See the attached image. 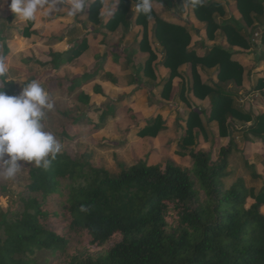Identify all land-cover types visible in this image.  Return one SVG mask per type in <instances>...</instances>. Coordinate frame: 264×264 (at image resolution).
<instances>
[{
	"label": "trees",
	"instance_id": "16d2710c",
	"mask_svg": "<svg viewBox=\"0 0 264 264\" xmlns=\"http://www.w3.org/2000/svg\"><path fill=\"white\" fill-rule=\"evenodd\" d=\"M217 1L204 0L202 6L192 8L185 0H151L179 15L185 7H190L195 18L205 23L208 40H214L219 31L230 47L243 51L257 49L260 59H264V27L254 26L255 19L258 21L257 17L263 12L262 1L233 0L239 20L225 19L223 7ZM103 2L95 0L90 3L87 15L90 28L99 32L120 29L123 39L131 26L139 27L141 39L136 51L132 50L130 54L146 53L147 58L139 63L136 77L139 79L142 75L154 81L159 65L169 70L161 94L165 100L172 93V81L179 77L178 69L186 65L187 83H182L178 97L188 107L190 104L184 98L185 93L199 100L208 99L207 120L218 124L220 137L230 138L229 144L219 150L216 159L212 150L191 148L195 140L204 135V127L198 110L190 107L179 147L188 151L193 162L191 168L171 162L151 165L136 159L129 167L119 164L120 173L113 177L82 155L66 153L58 154L48 170L28 164V196L23 200V209L0 224L3 231L0 235V264H38L28 258L35 251L65 253L69 238L58 233L59 227L50 222L55 218H60L59 222L69 233L86 235L89 244L98 252L95 255L88 251L77 252L67 256L62 264H264V215L261 212L264 186L255 193L253 188L246 187L242 178L235 179L228 186L225 183L229 177V157L237 151L231 137L237 131L236 123H241L240 133L245 142H251L250 137H253L264 145V114L253 118L251 112L240 110L235 103L243 83V67L232 59L231 50L221 45H214L197 55L190 47L191 37L185 27L163 21L153 9L147 15L138 12V0H117L115 9L104 22L100 15ZM216 14L221 17L220 23L216 21ZM13 16L15 14L10 11L6 18L10 20ZM32 23L28 22V27L23 30L24 38L34 35ZM248 28L252 29L251 32ZM149 33L161 47V62L152 49ZM254 33H259L258 44L253 43ZM86 47V38L83 37L65 53L49 52L43 61H34L42 68L50 67L44 72L48 77L47 84L55 83L61 96L84 106L89 105L90 97L79 92V88L101 68L69 79L50 76L78 59ZM3 52L6 56L5 44ZM122 54L126 60L128 54ZM109 55L113 53L105 52L100 59ZM198 69H216L217 82L202 81ZM105 77L110 83L117 84L113 75L106 73ZM33 80L35 78L23 86ZM4 86L6 94L18 95L7 76ZM228 86L231 88L227 89ZM253 91L262 92L264 98V78L257 82ZM93 92L102 93L98 85L94 86ZM48 93L52 98V91ZM111 110V107H104L98 123L87 118L77 106L58 111L65 120L59 127V134L71 139L69 130L76 131L82 126H88L94 132L103 126ZM129 119L133 125L140 122L132 114ZM165 128V122L156 117L139 129L138 136L156 138ZM63 181L66 182L68 208L62 212L51 211L48 200L61 193ZM248 200L252 202L246 206ZM81 205L87 206L88 211H80ZM115 238L119 241L104 250Z\"/></svg>",
	"mask_w": 264,
	"mask_h": 264
},
{
	"label": "rangeland",
	"instance_id": "374dc122",
	"mask_svg": "<svg viewBox=\"0 0 264 264\" xmlns=\"http://www.w3.org/2000/svg\"><path fill=\"white\" fill-rule=\"evenodd\" d=\"M61 2L63 6L58 5V7L62 6V8L51 13L50 15L46 14L48 11L47 7L40 10L37 14L36 20L32 23L31 30L35 27V25H38L37 31L35 32L44 36L46 27H44L43 25L45 23L47 24V20H51V23L54 24L52 26L55 27V30H57L55 34H59L60 36L62 34L63 36L64 32L68 34L72 31V29H75L76 32L73 34L74 37L82 35L83 30L80 29L78 21L85 18L86 22L88 23L86 19L87 16L82 12L77 16L69 17L67 15V10L71 6L70 1L61 0ZM222 2L227 3L228 1L223 0ZM10 3L11 0H0V25L3 24L4 26H7V23H5V21H7L10 25V29H19L22 32L23 29L28 27V22L23 21L16 16H13L9 20L6 18L7 15H4V12L8 13L9 11H11L9 7ZM101 11L104 12L105 10L102 9ZM156 11L159 15H163V17L166 19L181 23L182 25H186V30L189 34L193 35V40L194 38L198 39L199 37L204 38V32H201V35L197 36L198 34L196 33L195 29L190 28L191 24L189 22L193 20V15L191 12L192 10L190 7L185 9L182 17L178 16L177 18H173L172 14L166 12L164 13L162 9L159 8H157L155 12ZM200 30L203 31V27H200ZM90 42L91 44H93L91 45L92 49L90 50L88 55L86 56V54H83V56H85L83 59H81L77 63H73V65H70L68 67V70L73 74H79L84 70L90 72L91 70H94L96 68V64L90 63L92 61V59H90L92 52L99 51L100 53H103L106 50L105 48L107 46L98 48L96 40H90ZM35 44L39 43H30L28 41H22L19 44L10 43L11 50L8 57L6 58V63L8 65V72L6 76L7 80L13 84V87L18 92V94L22 91L23 84L26 81L32 79L34 75L39 76V83L45 88L47 92H49V90L52 91V99L55 102V108L51 112H47L45 114L43 124L45 130L53 133L57 140L61 143V153H66L70 156H74L77 154L82 155L86 161L92 163L94 166L104 168L113 177L118 176L120 173L119 164H124L125 166L129 167L135 163L136 159L147 161L151 165H162L165 162H171L174 165L180 167H192L193 162L187 153L188 151H182L179 147L182 143L185 128L179 129L177 127L178 124L176 123V120H174V118H167L168 122L166 123V126L168 127V130L161 134H158V136L154 139L152 145L147 143V141L145 140L139 139L136 131L129 129L132 121L129 119L128 115L130 113H133V111L139 113L137 109H144L143 107H137L136 105H133L135 103V98H132V96L127 98L123 104L121 102L117 105L114 104L115 109H117L116 106L118 105L127 107L122 111V113L124 114L120 115L119 113H117V116H112L115 117V119L109 115L107 120H110H108L107 125L103 130H99V132L95 133L90 131V127L82 126L81 129L76 131L72 129L69 130V134L72 137L71 139H66L61 136L59 134V127L60 125L65 123V120L61 118V116L58 114V111L64 110L70 106L72 108H75L77 106L82 112L85 113V115L96 122L98 121L101 110H98L96 112L91 111L99 106H102L101 103H103L105 100L98 96L97 98L93 97L90 102L91 105L87 110L86 107L78 106L73 100L61 96L59 91L55 87V83L47 84L46 82H44V80L46 81V75L44 74V71L41 68L35 66V64L33 63V60H35L36 58H44V52H46L42 45L39 44L36 46ZM125 44H127V42ZM203 49L204 47L200 48V51L202 52ZM253 51L256 53L255 60L253 59V55L245 57V59L243 60L240 59L246 68H249L253 62L255 63L254 66L258 64L257 58L260 57V55H258L260 54V52L257 49ZM0 56H4L2 40H0ZM141 62H143V60ZM61 75L62 73H60L59 75L56 73L54 76L60 77ZM102 79L104 80V76L102 77ZM94 83L84 84L82 86V89H84L85 91L87 90L91 94H94L92 92ZM66 84H68V82ZM227 89L229 88L227 87ZM113 92H109V97L111 98L113 96L112 98L116 99L118 90H115L114 94ZM247 96H238L237 101L235 102L236 105L242 104L244 102V98H247ZM248 98L249 101L253 100L254 102L256 100L251 97ZM111 102L115 101H110V103ZM177 103H180V100H178ZM181 103V106L185 105L183 102ZM205 104L206 103L201 104V106L203 108H206ZM246 106L247 105H245V107ZM202 120L205 133L203 136H199V138L195 140L196 143L194 142V145L191 148H195V150H212L213 158L216 159L219 150L228 146L230 138L220 137L219 127L216 122H209V124L205 117L202 118ZM236 130L237 131L234 132L231 137L234 139L237 151L233 152L229 157L227 167L229 177L227 178V180H225V183L228 186L235 179L242 178L245 182L246 187L253 188L255 193H257L261 189V187L264 186V150L261 147L262 150L258 152L257 148L255 149L251 146L249 147L247 142L243 140L242 134L240 133V123H236ZM253 140H256V138H253ZM21 164L24 167L20 169L14 179H0V224L3 219L11 218V215H13L14 213L21 212V210L23 209V200H25L28 196L26 192V186L29 182L27 165L30 163L22 161ZM62 183L63 185L60 190L61 193H59V195L57 196L50 197L48 200L50 204L49 208L51 211L62 212L63 210L68 208L66 204L67 191L64 189V185H66V182L63 181ZM251 202V200H248L246 206H249ZM261 212L264 215V208L261 209ZM51 221L54 223V225H57L59 227L58 233L66 234L67 238H69V244L66 247L67 249L65 250V253L62 254L53 253L50 251H35L34 255L28 257L30 260L36 261V263L38 264H62L66 261L67 256L74 255L77 252L88 251V253H92L94 255L98 253L95 247L89 244V238L86 235L82 233H78V235L69 233L68 230L64 229V227L59 222L60 218L51 219L50 222ZM2 234L3 231L0 227V235ZM118 241V238L113 239L104 247V250L110 248Z\"/></svg>",
	"mask_w": 264,
	"mask_h": 264
},
{
	"label": "crops",
	"instance_id": "0c3cea01",
	"mask_svg": "<svg viewBox=\"0 0 264 264\" xmlns=\"http://www.w3.org/2000/svg\"><path fill=\"white\" fill-rule=\"evenodd\" d=\"M70 1L71 0H67ZM95 0H88V7L83 11L84 15H88V8L90 3H92ZM116 1L117 0H104L103 2V6L102 9H104L105 11L102 12L100 11V15L103 18V21L105 22L109 16H110V12L112 10L115 9L116 6ZM223 0H218V4H220L223 7V10L225 12V19L227 18H233L235 20H239L240 19V15L237 12L236 8H235V3L233 0L228 1L227 3H223ZM262 1V7H263V12L262 15L257 17L258 21L255 19L254 22V26H260L261 28L264 27V0ZM162 9V11L165 13H169L172 14L171 16L173 18H177L182 17V14L179 15L178 13H173V12H168L161 4L157 3V2H152V9L155 10L157 8ZM188 7H185V9ZM101 9V10H102ZM132 10L134 11V7H132ZM185 11V10H184ZM192 12V11H191ZM10 13V11L8 12ZM4 12V15L8 14ZM160 19H162L165 22L168 23H172V24H177V25H181L183 27L186 28V25H182L181 23H177L174 21H171L170 19H166L163 17V15H159L158 12H155ZM193 15V12H192ZM217 17L216 21L217 23H220L221 21V17L216 14L215 15ZM7 17V16H6ZM6 19V18H5ZM87 19V18H86ZM78 21V20H77ZM5 23H7V26H4L3 24L0 25V40H2L3 42V47L4 44L7 47V54H6V58L9 55V52L11 50L10 48V43H16L19 44L20 42H36L39 43L40 45H42V47L46 50L45 55L49 52H58V53H65L67 52L73 45L76 44L77 40L82 39L83 37L86 38V49L83 52V54H86V56L88 55V53L90 52V50L92 49V44L90 42V40H93L97 42V46L99 47H106L105 51L103 53L98 52H92V55L90 56V59H92V61L90 63H94L96 64V68L94 70L90 71H83L80 72L79 74H73L72 72H70L68 70V67L70 65H73V63H77L79 62L81 59H83L85 56H83V54L76 59L75 61L64 65L58 72L57 74L59 75L60 73H62V75L60 77L65 78V79H69L73 76H77V75H84V74H90L92 72H94L96 69L101 68L98 71V74L95 75L92 78L87 79L79 88V92H84L85 94H87L90 97V102L92 100L93 97L97 98L101 97L103 98L105 101L103 103H101L102 106H99L97 108H95L94 110H92L91 112H96L98 110H102L104 107H111V114L110 116H117V113H119L120 115L124 114L122 113V111L124 110V108H126L127 106H116L117 109H115L114 104H120V102L123 104L127 98L131 97L135 98V103L133 105H136L137 107H143L144 109L142 110H138L139 113H136V111H133V113H130L134 116L137 117L139 124L137 125H133V122L130 124L129 129L130 130H134L136 131V134L138 135V131L141 127H143L147 122H150L152 120H154L156 117H160L162 119V121L165 122V126L166 123L168 122L167 118H174V120H176V123L178 124L177 127L179 129H184L186 126V119L188 118V115L190 113V107L193 109H196V111L198 110L199 114H200V120L201 123L203 125V120L202 118H208V114L207 111L209 110V100L208 99H204V100H199L197 98H195L192 94L190 93H185L184 98L189 102L190 107L187 106L186 103H184L182 101L181 98L178 97V91L180 89V87H182V83H184V81L187 83V79H186V69L187 66L183 65L178 69V74L179 77L175 78L172 81V93L170 95V98L168 100H165L161 97L163 88H164V83L165 80L168 79L169 77V70L165 69L162 66H158L157 69L155 70L156 75H157V80L152 81L151 79H148L146 77H143L142 75L139 76V79L136 77V73H137V68L139 63L143 60H145V58H147V54L146 53H134L133 56H131V51L134 50L136 51L137 49V42L141 39V35L139 34L140 32V28L133 25L130 27V29L126 32L125 36L123 39H121V30L119 29L118 31H108L106 29L101 30L100 32L95 30L93 31L91 27L90 23H87L85 18L82 20H79V27L81 30H83V34L77 37H74L73 34L76 32L75 29H72V31L70 33H65L61 34V36L59 34H55V32L57 30H55V27H53L52 25H54L53 23H51V20H47V24L45 23L43 26L46 27L45 28V35L42 36L40 34H37V27L38 25H35V27L32 29V31L34 32V35L31 36L30 38H24L22 36L23 31L21 32V30L19 29H10V25L8 24L7 21H5ZM13 23V22H12ZM191 24L190 28H194L196 33L198 34L197 36L201 35V32H204V38L199 37L198 39L193 40V35L189 34L191 37V43H190V47H192L195 51V53L197 55H202L206 49L213 47L214 45H221L224 48H229L231 50V52L233 53L232 59L234 61H237L244 69V74H243V83H242V87L238 92V96H243V95H248L247 98H244V102L240 105H238V108L242 111H247V112H251V114L253 115V118H255L257 115L259 114H264V98L261 95L262 92L260 91H253L254 86L257 84V82L261 79L264 78V59H258V64L256 66H254V62L251 64V66L249 68H246L243 64V62L240 59H245V57H249L251 55H253V59L255 60L256 58V53L253 51L254 49H250L247 51H243L241 49L235 48V47H230L227 43L224 37H222L220 35V32L217 31V33L215 34V39L214 40H208L206 38L205 35V23L199 22L195 16L193 15V20H191L189 22ZM200 27H203V31L200 30ZM187 29V28H186ZM24 30V29H23ZM251 28H248V31L251 32ZM72 35V37H71ZM70 36V37H69ZM133 38H132V37ZM131 37V38H129ZM128 38V40H127ZM149 38H150V43L152 46V49L155 51V53L157 54V60L158 62L162 61V51H161V47L159 46V44L156 42V40L152 37V33H149ZM127 42V44H125ZM257 43H259V40L256 41ZM133 43V45H132ZM39 44H35L36 46ZM133 46V47H132ZM131 47V48H130ZM203 51H200V48H203ZM199 49V50H198ZM105 52H110L113 53V55H109L108 57L104 58V59H100V57H102V55ZM122 52H125L128 54L126 60L123 59V54ZM117 55L119 56V58H117ZM126 55V54H125ZM260 55V54H258ZM255 56V57H254ZM121 57V58H120ZM36 60H40L43 61L44 58H36L34 61ZM35 64V63H34ZM35 66L41 68L44 72L49 70L50 67L47 66L45 68H42L38 65L35 64ZM262 67V68H260ZM198 72L200 74V77L202 79V81L204 82H208L209 84L211 83H216L217 82V77H216V69H198ZM109 73L111 75H113L116 79H117V84H112L110 83L107 78L105 77V74ZM54 75H51L50 77H53ZM104 76V80L102 79V77ZM213 76V77H212ZM39 76L34 75L33 78H35V81L40 82V78H38ZM32 78V79H33ZM47 76H46V81L44 80V82L47 83ZM140 80V81H139ZM95 82V83H94ZM89 83H94L93 84V88L94 86L98 85L101 88L102 93L101 94H95L93 92V88H92V92L94 94H91L90 92H88L87 90L85 91L84 89H82V86L84 84H89ZM228 88L230 89L231 86H228ZM115 90H118V94H116V99H113L112 97H109V92H115ZM113 92V94H114ZM237 97L235 98L237 101ZM248 97H251L253 99H256L254 102L253 100L249 101ZM68 98V97H67ZM69 99V98H68ZM241 99V98H240ZM180 100V103H177V101ZM110 101H115V102H111ZM183 102L185 105L181 106ZM242 102V101H241ZM239 102V103H241ZM206 103V108H203L201 106V104ZM78 106H83L86 107L87 110L90 107V103L88 106H84L81 104L76 103ZM178 105V106H177ZM245 105H247L245 107ZM244 106V107H243ZM246 109V110H245ZM201 111V113H200ZM128 112V109H127ZM206 112V113H204ZM129 114V115H130ZM128 115V116H129ZM143 115V116H142ZM87 116V115H86ZM110 117V118H111ZM87 118H89L87 116ZM108 118V117H107ZM105 120V125L103 124V126H101L99 129H97L96 132H99V130H103L106 125H107V120ZM115 119V117H112ZM91 119V118H90ZM113 119V120H114ZM94 122V120H92ZM208 122V120H207ZM94 123H98V121L94 122ZM209 123V122H208ZM213 123V122H211ZM210 124V123H209ZM241 124V123H240ZM183 125V126H181ZM248 126H250V124H248ZM204 127V125H203ZM168 127L166 126L165 130L162 131L161 133L167 131ZM185 130V129H184ZM159 133V134H161ZM205 133V131H204ZM139 139L145 140L147 141V143L151 144L153 143L155 138H140L138 136ZM251 138V142L247 143L249 145V147L251 146L252 148H257L258 152L261 151L262 149L264 150V145L261 144V142L256 139L253 140V137ZM262 147V149H261ZM264 156V155H263ZM264 161V160H263ZM259 168V167H258ZM260 169V168H259ZM264 208V207H263Z\"/></svg>",
	"mask_w": 264,
	"mask_h": 264
},
{
	"label": "clouds",
	"instance_id": "9594fccd",
	"mask_svg": "<svg viewBox=\"0 0 264 264\" xmlns=\"http://www.w3.org/2000/svg\"><path fill=\"white\" fill-rule=\"evenodd\" d=\"M188 6H202L204 0H185ZM61 0H11L9 5L16 17L34 22L40 10L47 7L51 14L62 8ZM88 7V0H71L67 10L69 17L77 16ZM138 12L150 14L151 0H138ZM8 65L6 57L0 56V179L12 180L22 167L21 162L34 164L36 168L48 170L62 145L55 135L46 131L43 119L55 108V102L45 88L33 80L18 95L4 91ZM80 211L88 208L81 205Z\"/></svg>",
	"mask_w": 264,
	"mask_h": 264
},
{
	"label": "built area",
	"instance_id": "2783aa9c",
	"mask_svg": "<svg viewBox=\"0 0 264 264\" xmlns=\"http://www.w3.org/2000/svg\"><path fill=\"white\" fill-rule=\"evenodd\" d=\"M259 40V33H254V37H253V43H257L256 41ZM258 44V43H257Z\"/></svg>",
	"mask_w": 264,
	"mask_h": 264
}]
</instances>
